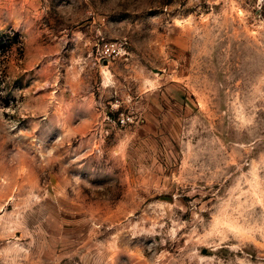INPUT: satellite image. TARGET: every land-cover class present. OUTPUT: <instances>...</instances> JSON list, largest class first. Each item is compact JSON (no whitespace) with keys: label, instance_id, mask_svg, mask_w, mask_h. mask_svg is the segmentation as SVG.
I'll return each mask as SVG.
<instances>
[{"label":"rangeland","instance_id":"374dc122","mask_svg":"<svg viewBox=\"0 0 264 264\" xmlns=\"http://www.w3.org/2000/svg\"><path fill=\"white\" fill-rule=\"evenodd\" d=\"M0 264H264V0H0Z\"/></svg>","mask_w":264,"mask_h":264},{"label":"built area","instance_id":"2783aa9c","mask_svg":"<svg viewBox=\"0 0 264 264\" xmlns=\"http://www.w3.org/2000/svg\"><path fill=\"white\" fill-rule=\"evenodd\" d=\"M123 51L121 43H107L101 47V53L104 58L110 59L120 55Z\"/></svg>","mask_w":264,"mask_h":264}]
</instances>
